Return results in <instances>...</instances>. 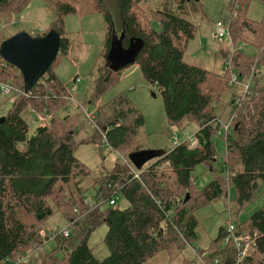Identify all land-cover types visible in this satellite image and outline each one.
Segmentation results:
<instances>
[{
  "label": "trees",
  "instance_id": "1",
  "mask_svg": "<svg viewBox=\"0 0 264 264\" xmlns=\"http://www.w3.org/2000/svg\"><path fill=\"white\" fill-rule=\"evenodd\" d=\"M31 1L0 0V18L9 22ZM105 1L44 0L56 22L37 37L57 31L61 35L59 55H66L70 42L63 36L65 17L102 13L109 24L104 51L107 61L117 40L124 50L136 49L132 64H138L144 79L160 91L168 126L184 132L195 125L198 145L191 148L184 141L165 149L166 155L143 168L139 178L132 172L126 177L113 173L102 181L94 179L86 188L91 172L76 157L79 147L97 144L98 138L126 157L142 150L137 130L145 123L143 115L120 95L97 106L93 119L96 125L92 127L96 135L84 137L81 130L86 131L91 124L81 110L63 118L57 115L73 102L74 94L60 83L53 65L26 95L22 73L0 57V83L20 92L0 124V264H145L162 252H170L172 246L182 250L197 237L199 209L222 197L229 198L234 189L236 211L242 212L258 200L257 193L264 185V75L256 79L259 73L254 72L257 67L264 70V21L248 18L251 0H235L232 5L228 22L233 52L221 73L186 60L199 32L192 9L201 0H160L150 11L147 6L151 0H114L122 28L118 38L113 35ZM12 36L0 31V46ZM124 67L113 71L108 65L109 73L103 77L98 92L89 98L90 103L100 101L101 94L118 80ZM233 73L239 75V82L248 81L251 75L255 82L240 105L236 103L238 94L230 90L227 104L231 118L225 122L217 114L216 101L221 102ZM28 110L38 121L39 114L48 115L45 121L52 115L48 127L39 128L44 123L40 121L38 130L31 133L24 117ZM222 123L230 124L229 133L223 132L224 164L215 175L218 158L214 138L223 129ZM166 163L170 165L159 168ZM201 164L208 167L214 179L198 190L192 174ZM90 190L95 191L92 208L85 205ZM119 192L130 206L124 210L105 208ZM59 214L68 222V237L61 231L45 229V224ZM102 225L108 228L104 243L109 256L98 260L88 243ZM237 227L257 233L256 253L249 264H264V207L248 221L237 223ZM223 230L220 228L214 251H197V257L207 253V264H214L216 259L220 264L233 262L232 247L219 248ZM191 263L183 260L181 264Z\"/></svg>",
  "mask_w": 264,
  "mask_h": 264
},
{
  "label": "rangeland",
  "instance_id": "2",
  "mask_svg": "<svg viewBox=\"0 0 264 264\" xmlns=\"http://www.w3.org/2000/svg\"><path fill=\"white\" fill-rule=\"evenodd\" d=\"M159 1L160 0H151V3L147 6V11H150V8L153 9L152 7H157ZM234 1L235 0H201L200 3H197L198 7L194 11L192 9L191 15L193 16L194 22L199 27V32L197 39L190 44L186 55L187 61L204 68L214 69L219 73L222 72L224 62L229 60L230 54L233 52L232 36L230 31V40L227 38L220 41L218 38L214 37L216 33V23L219 21H228ZM105 4L111 16L113 35L118 38L121 36L122 28L116 3L114 0H106ZM248 7L247 15L250 20L254 22L264 21V4L261 0H251ZM55 22L56 16L53 11L46 6L44 0H32L24 12L18 16L12 17V20L9 22H5L0 18V31L5 32L6 36L27 32L37 37V34L46 33L48 29L55 25ZM41 29L45 30L41 32ZM108 33L109 24L102 13L92 15L75 13L65 17L63 36L68 38L70 49L68 54L58 55L56 61L53 63L52 70L61 84L66 87L68 91H71V94H74V97H72L73 102H71L65 110L57 111V115L63 118L68 114L73 115L81 110V113H84L83 115L87 118L88 123L91 124L86 131L82 132L81 130V134L84 137H91L96 135L92 127L96 125L93 119L95 114H97V106L100 103L112 102L120 95H123L145 119L144 125L137 130V138L140 141L139 147H141L142 150H165L179 146L184 141H188L189 137L194 136L197 127L192 125L183 132L176 126H168L161 93L144 79L138 64L129 62L121 71V75L119 74L118 80L113 83L111 82L101 94L99 98L100 101L97 100L98 102L96 104L90 103L91 99L89 98L98 92L103 77L109 73L108 65H111V63L109 60L107 61V58L104 56ZM245 50L250 52L249 49ZM216 53L218 55L215 58ZM254 72L261 73L256 79L264 75V70L259 67L254 68ZM251 78L252 75L250 79ZM77 79H79L80 82L77 84V89L72 91L75 85L74 81ZM250 79L241 82L239 87L230 89L228 85L225 93L222 95L221 102L216 101L217 114L220 116L219 118L221 120L228 122L231 118V108L228 107L227 104L230 100L231 92L233 95V91H236L238 95L241 93L243 99L250 93L251 86L253 85ZM253 81L255 82V80ZM262 84L261 82V85ZM248 87L250 88L247 93H245ZM153 94H155L156 97H154ZM17 97L18 95H15V99L13 100L12 95L4 94L0 85V118L6 117L13 107L12 103ZM81 113H79L77 117H79ZM24 117L30 124L31 133H35L41 122L38 121L35 114L30 110L24 113ZM51 119L52 115L49 121ZM49 121H44L39 128L44 127L42 129H45V127H48ZM236 123L237 120L234 124ZM174 136L179 141L178 145H175ZM96 143L97 144L81 145L76 151L78 160L91 172V176H89L85 182L86 188L93 183L94 179L102 181L109 174L120 173L123 177H126L132 171H136L140 174V171L143 170H137L129 161L128 156L126 157V155H121L118 151L113 150L104 139L100 140L97 138ZM214 143L216 144L218 158V161L215 163L217 171L214 174L217 175L224 164V136H216L214 138ZM125 158L128 160L126 161ZM156 160L151 162H155ZM148 164H146L144 168L148 166ZM214 174L206 165H199L192 174L195 179L194 184L196 188L198 190L204 188L214 179ZM94 192V190L88 192V200H93ZM257 194L258 200L255 203L242 212H237L234 204L235 190L231 189L229 198L222 197L196 212L199 226L195 239H190L182 250L176 245L172 246L170 252H162L145 264H181L183 260L192 261L191 264H202L200 259L204 255V261L206 262L207 253H203L202 256L197 257V251H214L216 249L215 246L219 239L220 228L224 229L229 216H231L235 224L244 223L248 221L254 213L263 208L264 185L260 186ZM129 206V202L124 198L122 193H117L116 205L112 207L124 210ZM109 207H111L109 203L105 204V208ZM66 227H68V222H66V219L64 220L60 214L56 215L45 224V229L51 230L54 233L62 232ZM107 230V226L102 225L93 232L89 239V247L94 250V255L98 260H104L109 256V251L104 243ZM219 248L222 249L223 246L219 245Z\"/></svg>",
  "mask_w": 264,
  "mask_h": 264
},
{
  "label": "water",
  "instance_id": "3",
  "mask_svg": "<svg viewBox=\"0 0 264 264\" xmlns=\"http://www.w3.org/2000/svg\"><path fill=\"white\" fill-rule=\"evenodd\" d=\"M60 46L61 35L55 30L38 37L20 32L1 44L0 57L22 73L25 93L28 94L55 62L60 53ZM136 53V49L124 50L118 40L115 41L109 58L113 71L133 62ZM153 96L156 97L155 94ZM5 120V117L0 118V124ZM165 154L163 149H144L131 153L128 159L137 170H142L146 164L162 158Z\"/></svg>",
  "mask_w": 264,
  "mask_h": 264
},
{
  "label": "built area",
  "instance_id": "4",
  "mask_svg": "<svg viewBox=\"0 0 264 264\" xmlns=\"http://www.w3.org/2000/svg\"><path fill=\"white\" fill-rule=\"evenodd\" d=\"M230 27L231 26H230V23L228 21L227 22H222V21L217 22L216 23V33H215L214 37L218 38L220 41H223L224 39H227V38L230 40L231 39ZM3 28H4V26H3ZM227 66H228V61L226 63V67ZM260 75H261V73H259V76ZM250 81H251V84H253V82H254L253 81V75H252V78L250 79ZM79 82H80V80L77 79L72 91H75L77 89V84ZM0 85L2 87L3 93L6 95H12L13 100L15 99V95L20 94V92L17 89H15L13 86H11L9 84H0ZM228 85L231 88L239 87L241 85V81L239 82V75L237 73H233L231 75V78H230ZM249 88L250 87L247 88L245 93H247ZM236 99H237L236 103L238 105H240L241 100L243 99L242 94L238 95ZM38 118L41 122H44L48 118V115H38ZM222 125H223V127H222L223 129L219 130L217 132V136H219V137L224 135L223 132L229 131V124L222 123ZM214 128H216L215 124H214ZM173 139L175 141V145H178L179 141L177 140V138L174 136ZM188 142H189L191 148H195L198 145V142H197L195 136L189 137ZM167 165H169V163H167L166 165L162 164L161 166H159V168L164 169ZM132 173L134 174L135 178H139L140 174L138 172L132 171ZM177 201H179V199ZM85 205L92 208V207H94L93 206L94 202L92 200L86 199ZM109 205L110 206L116 205V198L114 196L109 201ZM75 213L79 214L80 212L78 209H76ZM61 233H63L65 237H68L70 235V229L69 228L65 229ZM42 235L44 236L45 233L42 232ZM256 238H257V233H251L249 231H240L237 227V224H235L233 222L231 216H229L228 220L226 221V225L224 227V230H223V237H222V244H221V246H223L222 250H225L228 247H232V250L234 251V259H233L232 264H249L250 259L256 253V249H257ZM204 256L201 257V259H200L201 263L207 264L204 261ZM214 264H220V259L215 260Z\"/></svg>",
  "mask_w": 264,
  "mask_h": 264
},
{
  "label": "bare ground",
  "instance_id": "5",
  "mask_svg": "<svg viewBox=\"0 0 264 264\" xmlns=\"http://www.w3.org/2000/svg\"><path fill=\"white\" fill-rule=\"evenodd\" d=\"M43 31H44V30H43ZM32 36H33V35H32ZM59 54H60V53H59ZM56 59H57V58H56ZM55 61H56V60H55ZM133 62H134V61H133ZM133 62H131V63H133ZM110 63H111V62H110ZM52 65H53V64H52ZM111 65H112V64H111ZM50 67H51V66H50ZM122 67H123V66H122ZM112 70H113V69H112ZM47 71H48V70H47ZM46 73H47V72H46ZM45 75H46V74H44V76H45ZM44 76H43V77H44ZM43 77H42V78H43ZM42 78H41L40 80H42ZM40 80H39V81H40ZM37 83H38V82H37ZM33 87H34V86H33ZM30 92H31V91H30ZM30 92H29V93H30ZM29 93H28V94H29ZM25 94H26V93H25ZM26 95H27V94H26ZM5 118H6V117H5ZM165 155H166V154H165ZM159 159H160V158H159ZM143 168H144V167H143Z\"/></svg>",
  "mask_w": 264,
  "mask_h": 264
},
{
  "label": "crops",
  "instance_id": "6",
  "mask_svg": "<svg viewBox=\"0 0 264 264\" xmlns=\"http://www.w3.org/2000/svg\"><path fill=\"white\" fill-rule=\"evenodd\" d=\"M42 30H45V29H41V32H42ZM33 35V34H32ZM37 35H39V34H37ZM34 36H36V35H34ZM217 53L215 54V58L217 57ZM223 68H224V65H223ZM61 83V82H60Z\"/></svg>",
  "mask_w": 264,
  "mask_h": 264
}]
</instances>
